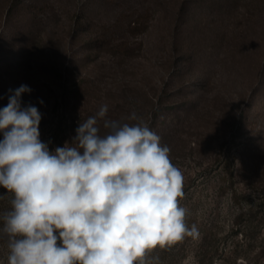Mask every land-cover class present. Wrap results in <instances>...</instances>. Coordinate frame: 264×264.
<instances>
[{
  "label": "rangeland",
  "instance_id": "374dc122",
  "mask_svg": "<svg viewBox=\"0 0 264 264\" xmlns=\"http://www.w3.org/2000/svg\"><path fill=\"white\" fill-rule=\"evenodd\" d=\"M21 85L50 150L104 104L160 136L199 232L175 264H198L206 234L212 264H261L264 0H0V108Z\"/></svg>",
  "mask_w": 264,
  "mask_h": 264
},
{
  "label": "clouds",
  "instance_id": "9594fccd",
  "mask_svg": "<svg viewBox=\"0 0 264 264\" xmlns=\"http://www.w3.org/2000/svg\"><path fill=\"white\" fill-rule=\"evenodd\" d=\"M9 91L0 108L7 264H160L157 250L199 235L180 204L182 171L135 112L111 119L104 104L71 142L50 150L42 114L22 103L31 88Z\"/></svg>",
  "mask_w": 264,
  "mask_h": 264
},
{
  "label": "trees",
  "instance_id": "16d2710c",
  "mask_svg": "<svg viewBox=\"0 0 264 264\" xmlns=\"http://www.w3.org/2000/svg\"><path fill=\"white\" fill-rule=\"evenodd\" d=\"M135 27L137 28V26H135ZM88 115L92 116L93 114H88ZM75 135H72L71 137H69V140H66L65 137H60L59 135H57L56 136L57 137L56 142H55V139H53V142L57 143L56 147H62V146H64L65 142H71L72 138ZM0 194H6V190L3 189L2 187H0ZM9 209H10L9 198L6 195L4 199H0V216H2ZM2 226H3L2 221H0V228H2ZM239 231L242 232L241 226L237 229L236 233H238ZM0 236H2V235H0ZM208 240H209V235L206 234L203 237V239H202V241H201V243H200V245L196 251L198 264H212V262L214 260V256H215L214 252L215 251H214V249L213 250L209 249ZM259 242L260 243L257 246L258 250L256 251V255L254 257V260L256 262L264 264L263 263V261H264V236L261 237ZM179 252L180 251L172 253V249L157 250L155 253H153V255L159 256L160 264H175V262L177 261V259H176L177 253H179ZM235 260H236V257H235Z\"/></svg>",
  "mask_w": 264,
  "mask_h": 264
}]
</instances>
